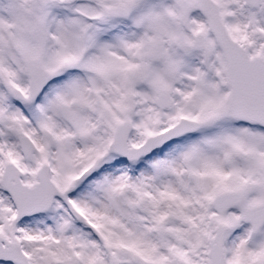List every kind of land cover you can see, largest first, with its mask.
<instances>
[{"label": "snow or ice", "instance_id": "obj_1", "mask_svg": "<svg viewBox=\"0 0 264 264\" xmlns=\"http://www.w3.org/2000/svg\"><path fill=\"white\" fill-rule=\"evenodd\" d=\"M0 264H264V0H0Z\"/></svg>", "mask_w": 264, "mask_h": 264}]
</instances>
